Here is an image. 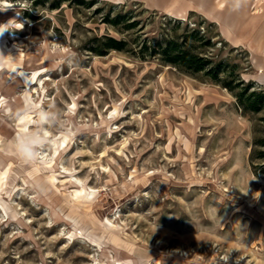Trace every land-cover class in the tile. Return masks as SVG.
<instances>
[{
	"label": "rangeland",
	"instance_id": "rangeland-1",
	"mask_svg": "<svg viewBox=\"0 0 264 264\" xmlns=\"http://www.w3.org/2000/svg\"><path fill=\"white\" fill-rule=\"evenodd\" d=\"M53 1L0 0V264H264V111L156 57L86 48L117 36L110 5L138 4L146 30L205 19L264 89V0Z\"/></svg>",
	"mask_w": 264,
	"mask_h": 264
},
{
	"label": "trees",
	"instance_id": "trees-1",
	"mask_svg": "<svg viewBox=\"0 0 264 264\" xmlns=\"http://www.w3.org/2000/svg\"><path fill=\"white\" fill-rule=\"evenodd\" d=\"M62 0L53 1L52 8H58ZM96 0H90L93 4ZM122 10V6L110 5L102 15V22L111 26L117 35L94 34L86 45L87 50L105 55L110 51L127 52L138 58H157L161 63L171 65L190 75L202 74L209 80L227 89L235 98L236 104L244 112L264 111V89L253 81H244L236 71L237 65L222 57L221 47H216L205 19L192 20L157 16V20L147 23L134 17L141 11ZM151 15V14H150ZM149 15V16H150ZM141 21V22H140ZM137 32L132 36V31ZM223 45L219 41V46ZM251 157H255L253 170L264 173V137L254 140Z\"/></svg>",
	"mask_w": 264,
	"mask_h": 264
},
{
	"label": "clouds",
	"instance_id": "clouds-1",
	"mask_svg": "<svg viewBox=\"0 0 264 264\" xmlns=\"http://www.w3.org/2000/svg\"><path fill=\"white\" fill-rule=\"evenodd\" d=\"M237 7H239V0H237ZM2 31H3V29L0 30V32H2Z\"/></svg>",
	"mask_w": 264,
	"mask_h": 264
},
{
	"label": "snow or ice",
	"instance_id": "snow-or-ice-1",
	"mask_svg": "<svg viewBox=\"0 0 264 264\" xmlns=\"http://www.w3.org/2000/svg\"><path fill=\"white\" fill-rule=\"evenodd\" d=\"M0 30H2V29H0Z\"/></svg>",
	"mask_w": 264,
	"mask_h": 264
}]
</instances>
